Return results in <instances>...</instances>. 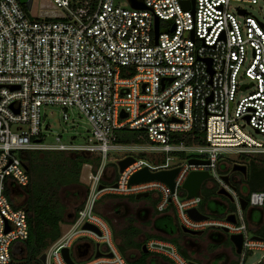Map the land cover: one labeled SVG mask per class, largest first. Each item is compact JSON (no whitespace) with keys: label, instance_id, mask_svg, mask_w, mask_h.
<instances>
[{"label":"built area","instance_id":"obj_1","mask_svg":"<svg viewBox=\"0 0 264 264\" xmlns=\"http://www.w3.org/2000/svg\"><path fill=\"white\" fill-rule=\"evenodd\" d=\"M48 1L56 13L30 16L19 0H0V264H31L11 246L29 237L27 212L19 205L30 182L25 155L36 150L88 151L101 157L90 173L84 205L45 251L46 264H67L63 249L80 239L104 245V255L94 254L84 264H128L96 207L105 195L143 192L155 195L157 212L172 210L183 228L241 235L242 251L234 264H244L249 252L264 251V237L250 234L241 206L245 199L264 217V190L240 194L234 185L242 181L231 180L234 164L229 174L219 171L225 152L264 155V141L245 130L248 125L264 135V24L241 6L258 0H144L145 9L132 7L129 0L126 6L116 0ZM43 105L60 106L65 121L69 108L78 109L94 142L65 144L57 137L58 143H45L49 125ZM122 129L142 131L139 142H118ZM194 131L205 134V143L185 142L184 136ZM114 149H136L150 161L132 156L133 162L103 184L108 152ZM186 153H191L187 159L171 164L178 159L174 154ZM144 167L151 172L178 168L174 188L161 180L130 184ZM192 171L208 172L203 183L215 180L212 186L230 194L234 208L223 217L203 213L202 194L188 197L183 189ZM190 209L206 217L193 218ZM85 223L101 234L84 229ZM145 247L164 253L172 264L191 262L170 242L152 238ZM258 263L264 264V254Z\"/></svg>","mask_w":264,"mask_h":264},{"label":"trees","instance_id":"obj_2","mask_svg":"<svg viewBox=\"0 0 264 264\" xmlns=\"http://www.w3.org/2000/svg\"><path fill=\"white\" fill-rule=\"evenodd\" d=\"M95 1L92 0L93 3ZM140 133L143 132L122 129L118 135V142H139L137 136ZM184 137L187 144L205 143L203 132L194 131L187 133ZM252 158L254 159L249 163L244 181L251 191L264 190V155ZM25 159L30 182L19 206L27 212L29 237L24 241H15L11 247L12 252L19 255L20 260L31 264H43L40 259L41 255L51 243L61 237L62 225L71 223L78 210L84 205L89 188L80 181L83 165H91L95 172L100 166L101 157L88 151L36 150L27 153ZM111 165L116 169L115 164L111 163ZM102 183L107 184L108 177L104 178ZM66 195H73L78 199L84 198L76 205L74 214L68 213L67 203H72V201L67 199ZM136 234L137 230L131 227L120 233L122 243L118 247L121 253H125V247L130 244V238ZM135 245L142 247V243H135ZM181 252L189 258L186 252L182 250ZM149 257L150 253L141 251V255L131 259L130 263L149 264Z\"/></svg>","mask_w":264,"mask_h":264},{"label":"rangeland","instance_id":"obj_3","mask_svg":"<svg viewBox=\"0 0 264 264\" xmlns=\"http://www.w3.org/2000/svg\"><path fill=\"white\" fill-rule=\"evenodd\" d=\"M116 3H119L121 5H127V0H116ZM248 13L251 15L255 16L260 22L264 24V0H258V3L256 4H241ZM58 10L55 9V7L52 6L50 1L48 0H34L33 1V6L31 10H28L30 16H41L45 14H53L56 13ZM246 91H243L242 93H238V97L240 95H245ZM42 112V117L45 123L49 125V129H44V137L43 141L48 144H54L58 143L57 137H60V142L65 143V144H87V143H92L94 142V139L92 137L91 133V126L85 116L81 114V112L76 109V108H69L67 110V113L69 114V120L65 121L62 117L63 110L60 106L56 105H43L41 108ZM249 134L257 138L258 140L264 141V135L261 134H256L253 129L250 126H246L245 129ZM69 152V151H68ZM70 152H76V151H70ZM189 154L191 153H186V154H174L176 158L178 159H173L171 161L172 165H175L177 163H181L183 160L187 159L189 157ZM126 156H133L135 158H146L147 160L148 157H145L143 154L140 153V151L136 149H114L110 150L108 152V157H107V167H106V175L105 178H114L116 176V172H118V166H117V161L120 160L121 158H124ZM221 160L222 162L220 163V173H225L229 174L231 172V165L239 162L249 167V163L252 159L251 157H245V156H239L236 153H229L225 152L224 154L221 155ZM111 163L116 165V169L111 165ZM226 164H228V167H226ZM117 170V171H116ZM223 171V172H222ZM91 172L92 166L89 164L83 165L81 169V175H80V181L85 184L87 187H89V183L91 182ZM231 180H233V177H240L243 178L244 175H242L240 172H231ZM215 182V180H207L203 183L202 188H201V194H202V201L201 204L199 205V209L205 213L208 214L209 216H214L207 207L213 209L216 207V205L212 202V199L218 196H221L224 201L227 203L229 211H231L234 208V203L228 198L225 197L224 195H219L217 193V187L216 185L212 186V184ZM211 184V185H210ZM237 188V191L240 194H243L246 196L248 192V187L247 185L242 181V182H235V185ZM153 193L149 194L146 197H142V200H147V201H152L153 200ZM67 199L71 200L72 203H67L69 208H68V213L74 214L75 212V207L78 203L82 202V198L78 199V197L73 196V195H66ZM87 197V196H86ZM85 197V199H86ZM115 196L111 195H105L101 198V200L98 202L100 203L98 205V211L104 214H106L110 219H112L113 225H111L112 230L115 231L116 236L120 237L119 233L121 232L120 229V223L122 221H125V218L122 217L121 213L116 214L114 212V209L112 207L114 206L115 201L118 199L115 198ZM117 198H123V199H128L130 201L136 202V205H140L139 199L136 198L135 196H129V195H124V196H118ZM21 199V198H20ZM24 199V197H23ZM77 201V202H76ZM65 202V201H64ZM67 202V201H66ZM65 202V203H66ZM75 202V203H74ZM250 209L249 206L246 207L245 213L246 215L248 214V210ZM227 210V212H228ZM113 211V212H112ZM176 216V214H175ZM260 218V213L258 210H254L253 212V222L258 221ZM107 221H109L108 218H106ZM134 220V218H132ZM110 222V221H109ZM129 221L125 223V225L128 224ZM68 224V223H67ZM66 224H63L62 227H65ZM114 226V227H113ZM174 226V224H173ZM176 226L181 228V225L179 223V220L176 216ZM249 232L250 234H261L264 235V230L257 229L256 227H249ZM184 235V233H182ZM198 235H194V237H197ZM203 238V236L201 237ZM103 244H101L100 249L103 248ZM224 247L231 248L230 253L236 259L234 258L232 261L237 262V258H239V255L235 252V250L232 249V243L227 242ZM183 251V250H182ZM181 252V249H180ZM185 252V251H184ZM182 253V252H181ZM264 251H259L256 250L254 252H249L247 253V256L245 258L244 264H257L259 260L263 258ZM70 255L72 259L79 264H84L85 261L92 259L95 257L94 255L89 257L88 259L82 260V259H77V257L74 254V248H71L70 250ZM122 255L127 259L128 264H131L128 258L126 257L125 253H122ZM188 258V257H187ZM192 259L194 261H198L199 264H205L204 260L201 259H196L194 256H192ZM220 259H216L215 262H212V264H219ZM51 264H53L51 262ZM151 264V261H150ZM159 264H169L165 262H161Z\"/></svg>","mask_w":264,"mask_h":264},{"label":"crops","instance_id":"obj_4","mask_svg":"<svg viewBox=\"0 0 264 264\" xmlns=\"http://www.w3.org/2000/svg\"><path fill=\"white\" fill-rule=\"evenodd\" d=\"M113 179H115V177L114 178H111V177L108 178V182H111ZM242 181L244 183H246L244 180H242ZM111 196H115V198H117L118 196H124V195H111ZM130 196H135V195H130ZM215 198H213V199H215ZM124 200H128V199H124ZM222 201H223L224 205L218 204L213 209L207 207L208 210L216 217H223L225 215L227 209L229 208L227 203L224 201V199H222ZM143 202L144 201H140L139 203L141 204ZM99 204L100 203L97 204V211H98V205ZM250 209H252L253 212L255 209L258 210L260 213V218L258 221L253 222V219H252L253 213H252L251 218H249L248 214H247V218L249 221V227L251 226V227H256L257 229L264 230V217L262 216V211L260 209L254 208V207H250ZM132 218H134V220H132ZM127 221H129V222L127 225H125V223ZM173 224H174V226H173ZM70 225H71V223H68V224L66 223L65 227H62L63 231L68 230ZM120 227L122 228V229H120L121 232L130 228V227L137 230V234L135 236H133L132 238H130V240H129L130 244L125 247V254H126V257L128 258L129 261L131 259L137 258L141 255L142 247H140V248L137 247V245H135V243L136 244L142 243V246L144 247L146 240L154 238V239H159V240H163V241L170 242V243L174 244L177 247L178 251L180 252V248L176 244L177 238H179V239L182 238V240H185V238H187V239L194 238V235L184 233L181 230V228L176 226V216L172 210H168V211L163 212V213H159L156 211V214L153 213V214L148 215L147 212H145V214H144V209H141L138 211V213L134 217H128L125 219V221H122L120 223ZM219 232H221V231L209 229V230H206L204 232H201L199 235L203 236L206 239V241L213 243V242H215V237L217 236V234ZM112 233H113L112 235L114 237V240L118 243V245L120 243H122V238L116 236L114 230L112 231ZM182 233H184L183 236H182ZM251 235L254 237L255 236L256 237H264V235H261L258 233L251 234ZM232 247L235 250V247L233 245H232ZM210 250L211 251H210V254L208 255L209 256L208 259L212 258L214 261L216 259H220L219 264H234V263H236V262L232 261L234 258L236 259V257L231 255V253H230L231 248L219 246L217 244H211ZM190 252L193 253V256H194L195 252H193L192 250H190ZM147 253H150V257L148 258L149 264H150V261H151V264H159L161 262L172 264L167 259V257L165 256L164 253L157 252V251H153V252L148 251ZM181 254L183 255V253H181ZM188 256H189V258H187L186 256L185 257L187 259H190L191 261H194L190 255H188ZM89 257H91V256H89ZM88 258H83L82 260H85ZM209 264H212V261Z\"/></svg>","mask_w":264,"mask_h":264},{"label":"water","instance_id":"obj_5","mask_svg":"<svg viewBox=\"0 0 264 264\" xmlns=\"http://www.w3.org/2000/svg\"><path fill=\"white\" fill-rule=\"evenodd\" d=\"M19 1L21 4L25 5L28 10L31 9L32 0H19ZM129 2L132 5V7H134V8H139V9L147 8L144 0H129ZM158 23H159V19L156 18V23H155L156 40L158 38ZM125 116H126V114H122V117H125ZM133 160H134L133 157L129 156V157H126V158L118 161V163H117L118 170L123 171L127 165H129L131 162H133ZM190 162L191 163H199V162H204V161L198 160V159H191ZM177 171H178V168H174L171 170H161V171H157V172H151L147 167H144L142 170H140V171H138L132 175V177L130 179V184H135V183H140V182H145V181H150V180H161V181L165 182L166 184H168L171 187V189H173L174 188V177H175ZM232 171L233 172H240L246 176L247 166L244 164L235 163L232 167ZM209 177H210V174L206 171H203V172L202 171H192L188 175V177L186 178V180L183 184V189L187 192V196L188 197L200 196L201 195V185H202L203 181ZM223 179L227 183H229V181H230L228 175H224ZM102 187H103V185L100 186V188H102ZM218 194L227 196L229 199L232 200L230 194H228L223 189L219 190ZM148 195H149V192H143V193L137 194L136 198L140 199V198L146 197ZM219 205H221V204H219ZM241 206L243 209H246L247 201L245 199H241ZM188 213L190 214V216H192L193 218H196V219H203L206 217L205 215L199 213L198 210H196V209H190L188 211ZM252 213H253V210L249 209L248 210V217L249 218H251ZM228 219L230 221H233V222L235 221L234 215H229ZM83 228L92 230L99 235L101 234V231L96 226H94L90 223H85ZM181 230L184 233L191 234V235H198L201 233L199 231H192V230H189V229L183 228V227H181ZM222 232L227 234L226 238H228L229 241L232 243V245L235 247V252L237 254H240L242 251V236L241 235H235V234L229 235L227 229H224ZM255 238H257V237L255 236ZM96 246L98 248L99 243H97ZM143 251L145 253L148 252L145 249V247H143ZM100 255H104V253H102L98 250L97 253L95 254V256L98 257ZM109 255H111V254H109ZM63 257H64L67 264H79L78 262H76L72 259L71 255H70V249L69 248L63 249ZM40 259L43 262V264H46L47 254L43 253L41 255ZM190 264H199V263L195 262V261H191Z\"/></svg>","mask_w":264,"mask_h":264},{"label":"flooded vegetation","instance_id":"obj_6","mask_svg":"<svg viewBox=\"0 0 264 264\" xmlns=\"http://www.w3.org/2000/svg\"><path fill=\"white\" fill-rule=\"evenodd\" d=\"M244 178L245 177H243V178L237 177V179L241 180V181L244 180ZM149 194H151V193H149ZM116 199H118V200L115 201L112 209L115 208L114 212L116 214L121 213L122 217L125 219L128 217H134L138 213V211L141 209H144V214H145V212H147L148 215L153 214V213L156 214V211H155L156 210L155 209L156 198L154 195H153L152 201L142 200V198H141V201H144V202L141 203L140 205H136L137 201L133 202L130 200H124L122 198H116ZM222 199L223 198L221 196H218L215 199H212V202L215 205L223 204ZM139 201H140V199H139ZM96 209H97V207H96ZM100 214L102 215V213H100ZM103 217L106 221H107L106 218L109 219L110 222L107 221V223L111 228V225H113L112 219H110L106 214H104ZM111 230H112V228H111ZM201 237L202 236L199 235L197 237L190 238V239L185 238V240H182V238H180V239L177 238L176 244L178 245V247L181 250L185 251L186 254H188L192 257L193 253L190 252V250H192L193 252H195L194 257L196 259L204 260L205 264H209V263H211V261L212 262L214 261L212 258L208 259V257H209L208 255L210 254V251H211L210 250L211 244H217L219 246H224L227 242H230L229 239L226 238L227 234L223 233L222 231L217 234V236L215 237V242H213V243L208 242V241H206V239L204 237L203 238H201ZM97 243H99V242H96L93 239H80V240L76 241L71 248H74V254L77 257V259H83V258H88L89 256H93L94 254L97 253L98 250L103 253L104 249L103 248L100 249L101 243H99L98 248L96 246ZM116 244H117V246H119L117 242H116ZM144 247H145V244H144ZM118 249H119V247H118ZM145 249L148 251V249L146 247H145ZM232 249H233V247H232ZM142 251H143V246H142ZM196 262H198V261H196Z\"/></svg>","mask_w":264,"mask_h":264}]
</instances>
